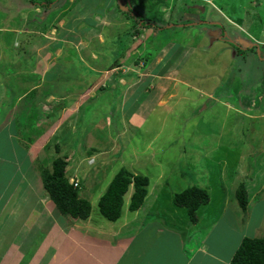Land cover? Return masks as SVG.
<instances>
[{
    "label": "rangeland",
    "instance_id": "obj_1",
    "mask_svg": "<svg viewBox=\"0 0 264 264\" xmlns=\"http://www.w3.org/2000/svg\"><path fill=\"white\" fill-rule=\"evenodd\" d=\"M25 1L31 3L13 1L15 14H20ZM120 1L125 0H55L46 6L44 0H35L39 6L32 7L33 14L29 13L26 22L33 27L32 22L39 19L38 27L33 28L36 33L12 44L14 35L0 30V72L5 70L14 80H0V86L4 84V89L0 88V252L19 244L26 253L37 244L44 226H39L41 212L30 209L36 208L37 193L38 200L43 199L38 167L50 169L57 156L67 157L69 181H80L81 197L93 204L94 195L104 191L121 167L148 177V197L143 204L159 194L162 207L152 211L167 210L171 204L177 216L183 215L186 210L173 205V194L192 185L209 189L210 200L202 206L199 224L189 225L188 230L212 225L215 217L220 219L230 184L244 182L249 203L255 199L258 206L247 218L251 221L248 225L253 228L261 220L257 235L264 237L257 193L262 183L264 187V62L259 56L264 55V0H167L169 3L160 4L157 11L150 9V0H129L145 24L136 36L133 26L139 24L135 20L138 14H129ZM1 4L0 28L17 27L22 34L28 33L25 27L31 30L29 24L19 25L17 17L10 19L11 11ZM197 4L205 12L195 10ZM190 8L197 23L188 17ZM50 9L55 12L42 23ZM211 21L215 24L208 25ZM148 23L152 26L147 27ZM208 28L223 30L230 43L202 34ZM122 54L120 66L112 64L115 58L120 61ZM140 56L146 63L138 59ZM86 57L96 60L95 64ZM105 65L112 70H100ZM38 69L50 70L48 75L53 77L33 80L29 74ZM25 73L28 78L23 80ZM161 73L165 74L157 79L172 82L162 88L164 95L172 97L163 98L165 108L157 107L158 119L149 120V129L130 128L121 114H112L117 104L124 112L133 106L131 91L137 93V88L141 92L146 87L154 101L160 89H155L157 79L153 77ZM14 76L20 77L18 81ZM129 82L134 85L126 98L117 84L127 87ZM179 86L185 88L179 90ZM87 95L91 99L86 107L73 114ZM96 106L111 112L109 131L102 127L107 121H93L100 115ZM53 108L58 112L50 113ZM86 137H91L96 151L82 152L87 144L81 141ZM74 142L76 153H71L69 147ZM8 174L18 184L6 185ZM129 194L131 190L123 197L126 211ZM15 205L26 215L19 217V222H7L5 215ZM95 207L93 217L98 212ZM142 213H135L136 222L141 217L148 220L160 216L151 213L145 217Z\"/></svg>",
    "mask_w": 264,
    "mask_h": 264
},
{
    "label": "crops",
    "instance_id": "obj_2",
    "mask_svg": "<svg viewBox=\"0 0 264 264\" xmlns=\"http://www.w3.org/2000/svg\"><path fill=\"white\" fill-rule=\"evenodd\" d=\"M5 1L9 4H6ZM13 1L14 0H1L0 4L2 3L1 5H4L3 8L6 5L9 12L11 11L10 15L12 17H9L10 19H12L14 16L18 18L17 23L19 25L21 24H25L27 26L28 24L30 25L31 23L26 22L27 20L30 19L29 13L32 12V7L34 8L35 5L39 6V4L34 3L31 0H30L31 3L28 4L29 2L25 1L23 3V6L20 7L23 9L19 11L20 14L17 15L15 14L16 12L12 10L14 4ZM197 5L198 7L195 10L199 9L202 11L205 9L202 7L201 4H197ZM186 7H188L187 4ZM201 11L200 13H198L199 15L202 13ZM52 12H55V10L50 9L45 11L44 16L42 17L43 18L42 23L43 21L48 20L47 15H49ZM203 12H205V10ZM191 13L192 11L189 14ZM194 18L195 17H193V19ZM21 20L24 21L20 22ZM38 21L39 19L38 20L36 19L34 22H32L34 23V26L32 27L31 26L32 24L30 25L31 27L30 31L27 29V27H25V29L28 31V33L24 32L25 34H22L23 33L22 30H17V27H15V29L0 28V30L1 31L7 30L10 34L14 35L13 37L14 40L12 41L13 44L16 43V41H19V39L21 38L23 39L31 32L36 33L37 31H34L33 28L38 27L37 24ZM192 21L196 23L198 22L197 18ZM213 22L214 21H211V23H208V25L215 24ZM196 23H192V24L196 25ZM184 26L185 25L181 27ZM202 34L208 37L213 35L212 38L215 39L219 35V30L216 31L214 29L208 28L205 29V33ZM16 37L18 38L15 39ZM20 43H22V40L20 41ZM58 45L60 46V44ZM73 47L75 50H77L76 46ZM52 50L55 49L53 48ZM122 58H123V54L120 56V61H119L120 63ZM87 59L88 58L86 57V60ZM92 60H93L92 58L88 59L89 62H94L95 64L96 60L93 61ZM17 64L21 66L19 63ZM110 64L111 63H108V65ZM112 64H115V66H120L119 63L116 64L115 62H112ZM125 64L127 65V61H125ZM106 65L104 67H101L100 70L103 71L108 70V66ZM44 66H46V64ZM44 66L42 65L43 68ZM84 68L85 70H88L87 67ZM46 69L43 71L42 70L39 71V69L34 70L33 72L35 73H30L29 75L34 77L32 78L33 80L36 79L43 80L44 78L45 81H48L49 78H52L53 76L52 74L48 75L50 70L47 71ZM110 70L112 69L109 68L108 71ZM171 71L173 72L178 70L171 69ZM90 72L93 71L91 70ZM0 74L2 75L0 80L4 78L5 81L6 80L9 81L8 83H10L11 81L13 83L14 80L11 78L10 73H7L4 70L0 72ZM164 74L161 73V75H154L153 79L155 80L157 78H161V76ZM146 75L149 74L146 73ZM15 77L16 76H14V79ZM22 77H24L22 78L23 80L24 79L26 80V78H28V74L25 73V75H22ZM19 78L20 77H16L17 80L16 79L15 80L18 81ZM155 81H156L155 84H157L155 86V89L159 87L160 93L157 92L154 94L155 95V97L153 96L154 101L149 99V96L151 94L146 87H143L142 90H140L141 92H139V88H137L138 89L137 93L131 91V95L134 96L132 97V99L135 100L133 102V106L127 112H124L123 110L125 109H123V106H121V104H117L116 111L113 112L112 114H116V115L118 113L121 114L120 116L121 120H124L127 123V125H129L130 128H134L140 131H142L143 128L149 129L151 126L150 125L151 121L149 120H152V118L156 119V117L158 119V116L156 114L157 107L164 106L165 108V105L162 103H163V98L166 96L164 95V90L162 88L165 86H169V84L172 83L169 80H162V79H157ZM183 82L185 83L184 85L187 87L188 83L185 81ZM124 84L125 83L122 84L118 83L117 85H119L123 89L121 95L123 97L128 98L127 92H129V90L132 89L134 82L131 83L129 82V84L126 85L127 87L123 86ZM3 86L2 87L0 86L2 90L4 89ZM176 86L177 84L175 85V87ZM191 87L195 88L192 85ZM178 88L180 90L185 87L181 86L180 88L179 86ZM200 91L197 90V92ZM87 97L89 96L87 95L85 99H83V101L80 104H78L77 108L74 109V111L72 110L73 114L75 111L81 112L82 108L86 107L85 104L91 99V98L88 99ZM171 97L168 96L166 97V99L167 98L170 99ZM73 102L75 101L73 100ZM81 104H83L82 107ZM64 105L65 104L63 102L61 104V108ZM103 105L100 104L98 106L102 107ZM98 106L94 108L96 112H100V115L98 116V118L93 119V121L95 122L107 121V125L102 127L104 130L109 131V127L111 128L112 125V119L110 116L111 112H109L108 109L106 110L101 109ZM161 119L162 121L164 120V118H160L159 120ZM110 135L112 136V133ZM110 135H107L109 140H110ZM76 137L79 138V136L77 135ZM85 139L86 141L84 140L81 141L82 144L83 143L87 144L86 146H84L82 152H85V150L96 151V148H93L92 146L95 143L94 144L91 143V137H86ZM75 147H76V142L71 144V146L69 147L71 148L69 149L71 153L73 152L76 153V151H74ZM25 155L26 157H28V154L26 152ZM129 169L132 170L131 168ZM10 175L11 174L7 175L8 177L5 179V184L9 185L10 187H13L14 185L18 184V182H16L15 179L12 178V176ZM19 183H21V181ZM230 185L231 187L229 186L228 191L225 193V200L223 202V205L221 206L220 212L222 214L221 213L220 215L218 214L220 219H216L217 217H215L212 220L213 221L212 225L209 226L203 225L201 228L197 230H193V229L188 230V229L190 226H196L197 224H199L198 222L200 220L199 217L203 213L202 206L199 208L198 211V216H199L198 220L196 223L193 224L188 221L186 213L177 216L171 204H169V207L167 209L168 211L166 209L163 210L158 209L156 211H152L154 207L155 209L162 208L161 203L158 200L159 194L157 197L155 196L149 199L145 206L144 204H142L143 206L141 205V207L135 211H129L127 207H126L127 211L124 210V208H122V213L120 218H118L116 221H109L99 213L97 206L98 199L100 195H102V193L105 191L106 187L104 191H102L100 194L97 193L96 195H94L95 196L94 200L96 201V203L93 204L90 201L91 211L89 217L86 220H73L67 216L61 215L55 208L54 204L50 201L48 196L44 195V192L42 195L43 199L40 200H38L37 196L39 193H37L34 196L35 202L33 204L36 206V208L33 207L30 209L31 212L34 210L36 212H41L40 214L37 213L39 226L40 225L44 226L41 230V234L37 237L38 238L37 244L30 250H27L26 253L20 248L19 244L17 245V247L13 246L12 248H10V250L6 248L5 251L0 252V264H231V258L243 237L246 236L262 237L257 235L259 233L258 231L261 230L262 222L261 220H258L257 223L254 224L253 228L248 225V224L251 225L250 223L251 221L250 222L248 221L249 216L255 210V208L258 207L254 203L255 199H253V201L248 204L247 208L244 211L241 210L233 197L234 189L236 188L237 183H235V185L231 183ZM41 187H42L41 188L42 191H44L42 184ZM258 190L259 191H257V193L260 194L259 200L261 201L260 203L261 215L259 218H263L264 221L263 183L260 189ZM129 197L130 194L128 195V200ZM147 197H148V191L145 200H147ZM46 202L48 203V206L45 204ZM93 205L96 206L95 210L97 209L98 211L96 213V216L94 217H93V211H94ZM141 210L143 211L142 216L145 217L146 216L149 217L151 213H157L160 216L158 218H150L148 220L145 219L141 220L142 218L141 217L140 221L136 222L137 218L135 213ZM7 212L8 213L5 215V217H7L6 220L7 222L10 221L19 222L18 218L25 214L24 211L18 209L16 205L13 208L9 209V211ZM29 212H27V214ZM172 213L174 215H172ZM224 214H226L227 217ZM34 216H36V214ZM42 216L45 217L46 223H43ZM230 217H232L233 219L230 220ZM223 218H226L228 220L226 219L223 220ZM36 225H38V222H36ZM241 225L243 226L242 229L240 228ZM195 237H197V240H194Z\"/></svg>",
    "mask_w": 264,
    "mask_h": 264
},
{
    "label": "trees",
    "instance_id": "obj_3",
    "mask_svg": "<svg viewBox=\"0 0 264 264\" xmlns=\"http://www.w3.org/2000/svg\"><path fill=\"white\" fill-rule=\"evenodd\" d=\"M35 3V0H31ZM45 5L52 4L55 0H44ZM109 1V0H108ZM150 9L154 11L160 4H167V0H150ZM38 4V3H37ZM63 6V4H62ZM61 6V8H62ZM117 5L113 7L120 11ZM126 6V5H125ZM173 9L174 7H170ZM148 9V8H147ZM149 9V10H150ZM128 13L133 12V15L138 13L132 7L130 3L127 9ZM130 17V16H127ZM139 19H135L138 24L133 26V33L136 36L140 32V26L142 23V16H137ZM171 17V15H170ZM147 27H151L152 24L148 23ZM190 25V24H189ZM161 29V28H160ZM223 33V30H222ZM224 37V34H223ZM226 37H224L225 39ZM224 41L230 43V40L226 38ZM253 47V46H252ZM257 49V48H256ZM147 54V53H146ZM264 62V55H259ZM145 58V57H144ZM146 63V60L140 56V58ZM138 59L134 65L138 64ZM116 64L119 63L117 58L113 61ZM129 63V62H127ZM120 64V63H119ZM83 104H81V107ZM56 108V107H55ZM57 109H51L50 113H54ZM58 151V149H56ZM58 154V152H57ZM67 157L57 156L52 160L50 169L47 167H38L40 173L41 182L45 194L50 201L54 204L57 211L73 220H86L91 211V204L88 199L81 197L80 188L81 182L78 181V185H74V182L69 181L67 170L69 165ZM133 170V169H132ZM126 167H121L112 177L105 191L100 195L97 206L99 213L109 221H116L121 216L123 197L131 190L129 198V211H135L141 207L146 195L149 179L145 175L137 174L136 172ZM73 180H76L75 178ZM247 184L239 182L234 189V199L241 210H245L249 204V194L247 190ZM210 200L209 189L201 188L196 185L189 186L179 192H176L172 196V203L176 207L184 208L186 210V216L189 222L196 223L198 220L199 208L207 204ZM231 264H264V238L263 237H243L238 247L236 248L232 258Z\"/></svg>",
    "mask_w": 264,
    "mask_h": 264
},
{
    "label": "flooded vegetation",
    "instance_id": "obj_4",
    "mask_svg": "<svg viewBox=\"0 0 264 264\" xmlns=\"http://www.w3.org/2000/svg\"><path fill=\"white\" fill-rule=\"evenodd\" d=\"M195 13H191V14H188L189 16L188 17H194L193 15H194ZM189 23V22H188ZM225 37V36H224ZM224 37H223V33H222V31H219V35L217 36V38H218V40H221V41H224L225 39H224Z\"/></svg>",
    "mask_w": 264,
    "mask_h": 264
},
{
    "label": "water",
    "instance_id": "obj_5",
    "mask_svg": "<svg viewBox=\"0 0 264 264\" xmlns=\"http://www.w3.org/2000/svg\"><path fill=\"white\" fill-rule=\"evenodd\" d=\"M121 3H124L126 6H125V9H128L129 8V6H130V2H129V0H125V1H120ZM193 8H190L189 9V12H191V11H194V10H192ZM264 59V58H263Z\"/></svg>",
    "mask_w": 264,
    "mask_h": 264
},
{
    "label": "built area",
    "instance_id": "obj_6",
    "mask_svg": "<svg viewBox=\"0 0 264 264\" xmlns=\"http://www.w3.org/2000/svg\"><path fill=\"white\" fill-rule=\"evenodd\" d=\"M71 182H74V185H75V186L78 185V181H77V180H73V181H71Z\"/></svg>",
    "mask_w": 264,
    "mask_h": 264
},
{
    "label": "clouds",
    "instance_id": "obj_7",
    "mask_svg": "<svg viewBox=\"0 0 264 264\" xmlns=\"http://www.w3.org/2000/svg\"><path fill=\"white\" fill-rule=\"evenodd\" d=\"M194 1H196V0H194ZM130 2V1H129ZM193 10V9H192ZM190 13V12H189ZM224 29V28H223ZM227 38V37H226Z\"/></svg>",
    "mask_w": 264,
    "mask_h": 264
}]
</instances>
